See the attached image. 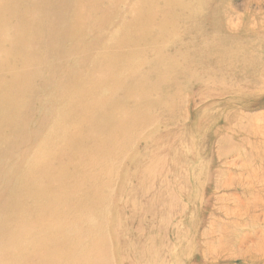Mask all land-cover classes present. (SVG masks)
Wrapping results in <instances>:
<instances>
[{
	"label": "rangeland",
	"instance_id": "rangeland-1",
	"mask_svg": "<svg viewBox=\"0 0 264 264\" xmlns=\"http://www.w3.org/2000/svg\"><path fill=\"white\" fill-rule=\"evenodd\" d=\"M57 1L60 5L57 4ZM57 1L0 0V7L6 8L5 10L9 8L14 10L15 7L16 15H13L9 19L3 13L5 17L0 19L3 22L0 27V39L3 43V47L0 48V57L4 59L8 58L9 64L14 65L13 76L10 75L13 79H11L10 83L11 87L17 86L16 88L13 87V89H8V86H1L3 91L0 92L4 100L11 98V96H16L22 104H19V107H15L14 110L10 108L5 109V112H7L5 115L8 117H4L8 121L4 124V129L3 127L0 128V202L2 203H0V264H10L8 262L18 264L17 262L20 259V264H33L32 261L34 260H32L31 248L34 247V242L31 239L37 238L38 233L34 226L33 229L30 227V221L32 219L31 217H36L38 213L35 210L36 208L31 209V204L36 200V193L42 202V190H50V196H53L55 198L54 203H57V196L60 194L61 188L63 187V194H66L71 189H75V186H79L77 181L82 178L87 179L86 183L90 187L89 190L88 186L85 185L88 189L87 192H89L92 205L88 206V209H84L83 207L86 205L79 201L80 199L77 202V211H79L81 217H84L86 221L84 220V223L79 227L80 229L75 228L76 231L71 230V232L75 231L74 234L77 232L75 234V236L77 235L75 240H79V246L77 243L72 247V264H143L145 262L146 264H264V0H174V2L173 0ZM59 7L61 8L59 9ZM100 7L103 10L102 12ZM64 9L67 12L63 11ZM99 14L101 16H98ZM52 17H56L55 20ZM64 17H67L68 20L65 18V21H63ZM104 17L109 19L107 20L109 23ZM92 18L95 20L98 18L100 22L98 19L96 21L93 19L92 21ZM51 19L52 25L49 23ZM55 22L58 23L55 24ZM96 23L99 24L97 25ZM36 24L38 26L37 28ZM89 25L91 27H88ZM108 25L110 27L109 29ZM53 26L58 29L60 28L59 31L61 33H63L64 28L62 26H65L66 29L61 34L57 28H55V32V29L52 28ZM105 26H107L106 28L108 30L105 29ZM37 29L38 31H36ZM74 29L75 31H73ZM66 31H68V34ZM100 33H103V35H100ZM53 34L57 35L53 36ZM36 36H38V39ZM20 37L22 38L20 39ZM49 37H52L53 41ZM83 37H86V39ZM93 38H96V40ZM36 39L39 41L38 43ZM79 39L85 45H82ZM59 40L62 41L61 44ZM16 42L19 43L18 46ZM77 42L80 43L78 44ZM80 44L82 47H79ZM55 45L58 46L55 47ZM62 45L65 47L64 49ZM75 45L76 48H74ZM87 45L92 48L87 47ZM15 48H18L19 51L18 49L15 50ZM104 51L106 54L103 53ZM13 52H18V54H13ZM75 56L76 58H74ZM55 57L58 59H55ZM61 57L62 59H60ZM81 57L83 58L82 60L80 59ZM4 59L2 60L3 62L5 61ZM28 60L30 63L27 62ZM32 60L33 62H31ZM84 61L89 63L83 64ZM96 61L100 63L102 68L94 67L93 64ZM78 62L79 65L76 64ZM56 63L58 66L55 65ZM74 65L79 68H75ZM21 66L25 67L22 69ZM50 67L52 71H50ZM70 69L71 72H69ZM62 70H65L64 72L66 73L64 74ZM56 71L58 72L54 73ZM39 75L43 78H40ZM45 79H47V85H45ZM50 85H52L50 87L52 89L49 91L48 88ZM79 85L80 87L76 90L80 93V98L76 96L77 99L74 100L71 89ZM42 87L44 90H42ZM46 87L47 89H45ZM136 89L139 90L137 91ZM180 91H182L183 95ZM49 93L51 95L54 94V96L51 97ZM63 93L66 95L65 99H72V103L79 107L77 108L80 113L79 117H77L75 111L73 113H67V116H65L63 110L55 107L54 99L59 98L57 100L63 102L61 98ZM40 94H43L41 99ZM120 94L122 96L118 97ZM97 95H99L98 98ZM41 100H43L44 104L40 102ZM180 100L182 103L179 102ZM24 104L26 107H20ZM39 106L41 110L38 111L40 109ZM81 106H87L89 108V110L85 111L88 114L81 111ZM3 107V104L0 103L1 110H4ZM69 107H73L72 104ZM9 109L11 113H9ZM19 110L21 112L20 117L17 114ZM132 113L136 115L133 116ZM41 114L42 117L40 116ZM2 116L0 115V119H2ZM153 118L155 119L154 121ZM146 119L150 121L147 120L149 126L146 124ZM11 120L13 121L11 122ZM34 120L36 121L34 122ZM97 123L99 124L96 125ZM12 124H14V128ZM71 124L76 125L72 130L70 128ZM145 124L147 127H144ZM251 125L252 127H250ZM226 126L229 127L227 128ZM132 127L134 131L131 129ZM53 128L61 131L59 135H63L62 138L65 143L71 144L68 145V149H65L66 164L63 155L59 153L56 156L54 154V148L51 149L52 144L50 142L54 143V141L51 139L53 136H50L49 133ZM152 131L155 133L151 134L157 137L150 135ZM17 132L21 134V136L19 133L17 135L20 136L18 138L22 141H18L17 138V142L15 143L13 141L15 138L12 135L14 136ZM182 132L185 133L183 134ZM77 134L80 137L77 138ZM109 134L110 137H108ZM22 137L23 139H21ZM31 137L32 139H30ZM147 137L150 138L148 139ZM25 138L27 140L26 142H24ZM132 139L134 140L133 143ZM126 142L130 146H127L128 144ZM103 147L108 148L106 150V148L102 149ZM188 150L189 152H186ZM144 153H148L147 156L143 155ZM31 155L33 157L32 160ZM38 155L42 158L43 172H45L44 176L37 171L39 170L38 168H32L34 170L32 172L27 163L29 160L35 161L34 159ZM82 155L90 156L88 157L87 163ZM149 156L151 157L149 158ZM6 157H8L7 160ZM24 160L26 163H24ZM82 160L84 162L81 164ZM152 160H154V163ZM259 160L263 161L261 165L258 162ZM93 161L99 165L95 163L96 165L94 166L103 173H99L96 177L92 176V180L89 179L90 181H88V176L84 171L81 172L80 169L83 165L94 164ZM21 163L26 167V173L18 174L14 171V166L15 164ZM93 164L88 166H93ZM107 164L108 167L105 166ZM105 170H107L106 173H104ZM111 170L112 172H110ZM158 170L159 172H157ZM48 174L52 175L53 178H48ZM140 174H142L141 177H139ZM59 175H65L63 177V183L61 181L57 182V176ZM183 176L185 179L187 178V181ZM14 177H17L19 181L17 190L13 189ZM176 181H178L177 184ZM105 183H107V186H104ZM168 184L172 185L169 186ZM216 184L218 187H216ZM100 186H104L105 188ZM180 187L183 188L180 189ZM75 192L78 193L77 191ZM100 195L104 196L102 197ZM17 200L19 203L22 202L23 207L27 206L28 201L29 211L31 212H16L14 208L16 207ZM163 201L165 202L163 203ZM182 201L183 204H181ZM95 204L97 207H94ZM106 204H109L110 207ZM99 206L101 207L99 208ZM93 207L94 209H92ZM61 208L62 205L58 209ZM106 209L107 213L105 212ZM175 209L176 211H174ZM112 212H114V215ZM4 213L6 214L4 215ZM101 220H104V223ZM117 227H120V230ZM94 230H96V234L98 235L95 234ZM120 235H122V239ZM98 238L101 243L98 242ZM95 239L98 240L95 241ZM141 239L142 241H140ZM185 240L187 241L185 242ZM157 242L161 244L157 245ZM206 242L208 243L206 244ZM92 244L94 249L91 247ZM100 244L103 245L101 246ZM12 245L15 246L12 247ZM140 246L144 247L141 249ZM218 246L219 248H217ZM75 247L77 248L75 249ZM79 247L82 252H80ZM186 247H188V250ZM87 248L90 252L86 250ZM251 248L257 251L247 252V250H252ZM17 249L21 256L17 253ZM153 249L156 250V253ZM13 250H15L16 254H13ZM99 253L100 255L102 254V257L97 255ZM10 259L12 260L9 261Z\"/></svg>",
	"mask_w": 264,
	"mask_h": 264
},
{
	"label": "bare ground",
	"instance_id": "bare-ground-1",
	"mask_svg": "<svg viewBox=\"0 0 264 264\" xmlns=\"http://www.w3.org/2000/svg\"><path fill=\"white\" fill-rule=\"evenodd\" d=\"M57 1V0H56ZM61 1V0H60ZM171 1V0H170ZM179 1V0H178ZM177 1V2H178ZM45 2V1H44ZM47 2H49V1H47ZM63 2V1H62ZM106 2V1H105ZM111 2V1H110ZM173 2H174V0H173ZM50 3V2H49ZM49 3H48V5H49ZM102 3V2H101ZM107 3V2H106ZM46 4V3H45ZM57 4H59L60 5V3H58V1H57ZM103 4V3H102ZM111 4V3H110ZM181 4V3H180ZM8 5H9V3H8ZM62 5V4H61ZM108 5V4H107ZM101 6V5H100ZM115 6V5H114ZM63 7H64V5H63ZM62 7V8H63ZM102 7V6H101ZM100 7V8H101ZM118 7V6H117ZM61 7H59V9H60ZM65 8V7H64ZM114 8V7H113ZM123 8V7H122ZM121 8V9H122ZM6 8H4V7H0V19L2 18V17H5V15L10 19L13 15H16V13H15V7H14V10H11V8H9V9H7V10H5ZM24 9V8H23ZM34 9V8H33ZM49 9H51V8H49ZM66 9V8H65ZM63 10V11H66V10ZM73 9V8H72ZM115 9H116V6H115ZM141 9H142V7H141ZM21 10V9H20ZM28 10V9H27ZM48 10V9H47ZM46 10V11H47ZM69 10V9H68ZM74 10V9H73ZM119 10V9H118ZM5 11V12H4ZM24 11H25V9H24ZM49 11V10H48ZM55 11V10H54ZM54 11H53V15H54ZM103 10H102V8H101V12H102ZM106 11V10H105ZM6 12H8V13H6ZM51 12V11H50ZM50 12H49V14H50ZM67 12V11H66ZM69 12V11H68ZM114 12H115V10H114ZM113 12V13H114ZM3 13H5V15L3 14ZM52 13V12H51ZM65 13V12H64ZM74 13V12H73ZM111 13V12H110ZM116 13V12H115ZM75 14V13H74ZM117 14H119V13H117ZM121 14H123V13H121ZM68 15V14H67ZM96 15V14H95ZM113 15V14H112ZM75 16V15H74ZM98 16H101V14H99ZM111 16V15H110ZM120 16V15H119ZM19 17V16H18ZM57 17V16H56ZM55 17V18H56ZM60 17V16H59ZM93 17H94V14H93ZM96 17V16H95ZM183 17V16H182ZM20 18V17H19ZM47 18V17H46ZM53 18V17H52ZM55 18H53L54 20H55ZM65 18L68 20V18H69V16H68V18L67 17H64V19H63V21H65ZM62 19H60V20H62ZM93 19L94 18H92V21H93ZM98 18H96V20H97ZM104 19H106V21L107 20H109L108 18H105L104 17ZM111 19V18H110ZM119 19V18H118ZM117 19V20H118ZM57 20V19H56ZM95 20V19H94ZM95 20V21H96ZM103 20V19H102ZM112 20V19H111ZM128 20V19H127ZM2 20H0V27H1V24H3V22H1ZM50 21V20H49ZM48 21V22H49ZM62 21V22H63ZM71 21V20H70ZM90 21H91V19H90ZM98 21H99V19H98ZM97 21V22H98ZM104 21V20H103ZM113 21V20H112ZM8 22V21H7ZM67 22V21H66ZM100 22V21H99ZM108 22V21H107ZM119 22V21H118ZM126 22H128V21H126ZM49 23H51V25H52V19H51V22H49ZM58 23V22H57ZM56 22H55V24H57ZM92 23V22H91ZM95 23V22H94ZM109 23V22H108ZM117 23V22H116ZM121 23V22H120ZM54 24V25H55ZM97 25L99 24V23H96ZM103 24L104 25H106L104 22H103ZM102 24V25H103ZM126 24V23H125ZM128 24V23H127ZM50 25V24H49ZM88 25V24H87ZM92 25H94V24H92ZM111 25V24H110ZM121 25H123V24H121ZM46 26V25H45ZM58 26H60V25H58ZM96 26V25H95ZM38 26H37V24H36V28H37ZM51 27V26H50ZM64 27V28H63ZM68 27V26H67ZM69 27H70V24H69ZM88 27H91V25H89ZM97 27V26H96ZM107 26H105V29L106 30H108L110 27H109V25H108V29L106 28ZM34 28V27H33ZM52 28H57V27H52ZM52 28H50L51 30H52ZM62 28H63V33H64V29H66V27L65 26H62ZM87 28V27H86ZM86 28H84V29H86ZM99 28H101V27H99ZM103 28V27H102ZM35 29V28H34ZM42 29V28H41ZM58 29V28H57ZM60 29V28H59ZM59 29H58V31H59ZM68 29V28H67ZM73 29V28H72ZM92 29V28H91ZM111 29H113V28H111ZM14 30V29H13ZM27 30V29H26ZM48 30V29H47ZM50 30V31H51ZM88 30H89V28H88ZM87 30V31H88ZM94 30V29H93ZM99 30V29H98ZM97 30V31H98ZM36 31H38V29L36 30ZM73 31H75V29L73 30ZM85 31V30H84ZM100 31V30H99ZM27 32H28V30H27ZM53 32V31H52ZM55 32H56V29H55ZM60 32V31H59ZM96 32V31H95ZM94 32V33H95ZM101 32V31H100ZM48 33V32H47ZM50 33V32H49ZM61 33V32H60ZM63 33H61V34H63ZM66 33L68 34V31H66ZM97 34H99L98 32H96ZM36 34V33H35ZM58 34V33H57ZM56 34V35H57ZM84 34H85V32H84ZM89 34V33H88ZM96 34V35H97ZM103 35V33H100V35ZM118 34V33H117ZM116 34V35H117ZM20 35V34H19ZM31 35V34H30ZM56 35H54L53 34V36H56ZM65 35V34H64ZM93 35V34H92ZM104 35H105V33H104ZM46 36V35H45ZM50 36H51V34H50ZM70 36V35H69ZM68 36V37H69ZM98 36V35H97ZM96 36V37H97ZM106 36V35H105ZM105 36H103V37H105ZM128 36V35H127ZM38 36H36V38H37ZM58 37H59V35H58ZM62 37V36H61ZM77 37H78V35H77ZM79 37H81V36H79ZM92 37H95V36H92ZM99 37V36H98ZM102 37V38H103ZM110 37H111V35H110ZM129 37V36H128ZM22 37H20V39H21ZM34 38V37H33ZM42 38V37H41ZM43 38H45V37H43ZM66 38V37H65ZM71 38V37H70ZM83 38H85L86 39V37H83ZM100 38H101V36H100ZM24 39V38H23ZM38 39V38H37ZM36 39V40H37ZM39 39H40V37H39ZM46 39H47V37H46ZM49 39H52V37L50 38L49 37ZM62 39V38H61ZM72 39V38H71ZM74 39V38H73ZM81 39V38H80ZM79 39V40H80ZM90 39V38H89ZM92 39V38H91ZM94 40H96V38H93ZM29 40V39H28ZM30 40H32L31 38H30ZM35 40V41H36ZM75 40V39H74ZM84 40V39H83ZM93 40V41H94ZM101 40V39H100ZM112 40V39H111ZM43 41V40H42ZM47 41H50V40H47ZM52 41H53V39H52ZM60 41V40H59ZM58 41V42H59ZM69 41V40H68ZM72 41V40H71ZM77 41V40H76ZM81 41V40H80ZM98 41V40H97ZM20 42V41H19ZM23 42V41H22ZM37 43L39 42L38 40L36 41ZM61 42L62 41H60V44H61ZM74 42V41H73ZM88 42V41H87ZM92 42V41H91ZM15 43V42H14ZM17 43V42H16ZM53 43V42H52ZM78 43V42H77ZM77 43H75L76 45H77ZM80 43V42H79ZM78 43V44H79ZM81 43H82V41H81ZM86 43V42H85ZM97 43V42H96ZM100 43V42H99ZM18 44L19 43H17V46H18ZM24 44V43H23ZM51 44V43H50ZM57 44V43H56ZM63 44V43H62ZM84 44V42L82 43V45ZM87 44V43H86ZM94 44V43H93ZM14 45V44H13ZM44 45V44H43ZM76 45H75V47L74 48H76ZM85 45V44H84ZM89 45V44H88ZM87 45V47H90V48H92L91 46H88ZM91 45V44H90ZM95 45V44H94ZM15 46V45H14ZM23 46H25V45H23ZM37 46V45H36ZM58 46V45H57ZM56 45H55V47H57ZM65 46V45H64ZM98 46V45H97ZM3 47V43H2V40L0 39V48H2ZM44 47V46H43ZM50 47V46H49ZM62 47H63V45H62ZM79 47H82L81 46V44H80V46ZM84 47V46H83ZM48 48V47H47ZM65 47H63V49H64ZM69 48H71V47H69ZM97 48V47H96ZM18 49V48H17ZM16 48H15V50H17ZM37 49V48H36ZM57 49V48H56ZM62 49V48H61ZM78 49H80V48H78ZM77 49V51L79 52V50ZM95 49V48H94ZM112 49V48H111ZM114 49V48H113ZM27 50V49H26ZM42 50V49H41ZM49 50H50V48H49ZM60 50V49H59ZM67 50H69V49H67ZM91 50V49H90ZM97 50V49H96ZM101 50V49H100ZM102 50H103V48H102ZM9 51V50H8ZM18 51H19V49H18ZM31 51V50H30ZM36 51V50H35ZM43 51V50H42ZM63 51V50H62ZM84 51V50H83ZM94 51V50H93ZM92 51V52H93ZM153 51H154V49H153ZM21 52V51H20ZM26 52V51H25ZM37 52V51H36ZM49 52V51H48ZM54 52H55V50H54ZM87 53H88V51H86ZM12 53V52H11ZM15 52H13V54H14ZM57 53V52H56ZM64 53V52H63ZM70 53H71V51H70ZM69 53V54H70ZM76 54H78L77 52H75ZM95 53V52H94ZM93 53V54H94ZM103 53H105V51L103 52ZM15 54H18V52L17 53H15ZM32 54V53H31ZM36 54V53H35ZM42 54H43V52H42ZM45 54V53H44ZM47 54H49V53H47ZM66 54V53H65ZM65 54H64V56H65ZM92 54V55H93ZM99 54V53H98ZM97 54V55H98ZM106 54V53H105ZM104 54V55H105ZM233 54V53H232ZM23 55V54H22ZM57 55V54H56ZM58 55H59V53H58ZM68 55V54H67ZM71 55V54H70ZM79 55V54H78ZM83 55V54H82ZM81 55V56H82ZM85 55V54H84ZM14 56V55H13ZM29 56H30V54H29ZM35 56V55H34ZM37 56H39L38 54H37ZM42 56V55H41ZM54 56H55V54H54ZM62 56V55H61ZM63 56V57H64ZM72 56V55H71ZM70 56V57H71ZM74 56V55H73ZM87 56H89V55H87ZM94 56V55H93ZM114 56V55H113ZM27 57V56H26ZM46 57V56H45ZM58 57V56H57ZM57 57H55V59L57 58ZM79 57V56H78ZM83 57H85V56H83ZM1 58V57H0ZM59 58V57H58ZM57 58V59H58ZM66 58V57H65ZM65 58H64V60H65ZM74 58H76V56L74 57ZM86 58V57H85ZM88 58V57H87ZM90 58H92L91 56H90ZM4 58H1L0 59V91H3V89H2V87L1 86H5V87H7L8 86V89H13V87L14 88H16L17 86L15 85V86H13V87H11V79H13L12 78V73L14 72L13 71V69H14V65L12 66V64H9V59L7 58V59H4L5 61L3 62L2 60H3ZM22 59V58H21ZM27 59H29V58H27ZM32 59H33V57H32ZM43 59H44V57H43ZM42 59V60H43ZM60 59H62V57L60 58ZM72 59V58H71ZM81 60L83 59L82 57L80 58ZM30 60H31V58H30ZM67 60V59H66ZM68 60H69V58H68ZM74 60V59H73ZM86 60H88V59H86ZM85 60V61H86ZM58 61V60H57ZM61 61V60H60ZM71 61V60H70ZM84 61V63L83 64H85L86 62ZM89 61V60H88ZM100 61V60H99ZM28 63H30V61L28 60L27 61ZM31 62H33V60L31 61ZM44 62H45V60H44ZM48 62V61H47ZM51 62V61H50ZM63 63L65 62V61H62ZM75 62V61H74ZM77 62V61H76ZM80 62V61H79ZM79 62L78 63H76V64H78L79 65ZM83 62V61H82ZM90 62V61H89ZM89 62H87V63H89ZM6 63H8V64H6ZM53 63H55L54 61H53ZM58 63V62H57ZM57 63L55 64V65H57ZM66 63V62H65ZM69 63V62H68ZM73 63V62H72ZM86 63V64H87ZM91 63V62H90ZM48 64H50L49 62H48ZM82 64V63H81ZM82 64V65H83ZM20 65V64H19ZM28 65V64H27ZM41 65V64H40ZM47 65V64H46ZM60 65V64H59ZM69 65V64H68ZM73 65V64H72ZM91 65H92V63H91ZM94 67L96 68H102L101 66H100V63L99 62H95L94 64ZM130 65V64H129ZM159 65V64H158ZM32 66V65H31ZM42 66V65H41ZM41 66H40V68H41ZM49 66V65H48ZM47 66V67H48ZM58 66V65H57ZM61 66V65H60ZM75 66V65H74ZM74 66H73V68H74ZM87 66V65H86ZM114 66V65H113ZM121 66V65H120ZM154 66V65H153ZM22 67V69L25 67V66H21ZM44 67H45V65H44ZM52 67H54V66H52ZM56 67V66H55ZM68 67V66H67ZM76 67H78V66H75V68ZM89 67V66H88ZM30 68V67H29ZM51 68V67H50ZM79 68V67H78ZM115 68V67H114ZM121 68V67H120ZM125 68V67H124ZM123 68V69H124ZM47 69H49V68H47ZM55 69V68H54ZM57 69V68H56ZM59 69V68H58ZM62 69H63V65H62ZM68 69V68H67ZM28 70V69H27ZM26 70V71H27ZM75 70V69H74ZM148 70V69H147ZM41 71V70H40ZM50 71H52V68L50 69ZM49 71V72H50ZM61 71V70H60ZM63 71V70H62ZM65 71V70H64ZM63 71V72H64ZM48 72V71H47ZM46 72V73H47ZM58 71H56V72H54V73H57ZM69 72H71V69L69 70ZM72 72H74V71H72ZM235 72V71H234ZM39 73V72H38ZM53 73V72H52ZM51 73V74H52ZM66 72H64V74H65ZM32 74V73H31ZM44 74V73H43ZM42 74V75H43ZM169 74H171V73H169ZM178 74V73H177ZM10 75H12V76H10ZM38 75V74H37ZM55 75V74H54ZM57 75V74H56ZM58 75H59V73H58ZM61 75V74H60ZM164 75V74H163ZM16 76V75H15ZM24 76V75H23ZM40 76V75H39ZM44 76V75H43ZM51 76V75H50ZM49 76V77H50ZM53 76V75H52ZM83 76V75H82ZM118 76V75H117ZM117 76H114V77H117ZM25 77V76H24ZM62 77V76H61ZM60 77V78H61ZM176 77V76H175ZM26 78V77H25ZM40 78H43V77H41L40 76ZM50 78H52V77H50ZM80 78V77H79ZM135 78H137V77H135ZM222 78H223V74H222ZM48 79V78H47ZM47 79H45V85H47L46 84V80ZM56 79V78H55ZM58 79V78H57ZM116 79V78H115ZM138 79H140V78H138ZM142 79V78H141ZM184 79V78H183ZM182 79V80H183ZM39 81H40V79H38ZM42 80V79H41ZM123 80V79H122ZM180 80V79H179ZM178 80V81H179ZM207 80V79H206ZM209 80V79H208ZM25 81V80H24ZM43 81V80H42ZM56 81V80H55ZM117 81V80H116ZM181 81V80H180ZM48 82V81H47ZM64 82V81H63ZM112 82V81H111ZM123 82V81H122ZM207 82V81H206ZM212 82V81H211ZM220 82H221V80H220ZM222 82H223V80H222ZM228 82V81H227ZM24 83V82H23ZM38 83V82H37ZM42 83V82H41ZM40 83V84H41ZM44 83V82H43ZM49 83V82H48ZM52 83V82H51ZM54 83V82H53ZM55 83H57V82H55ZM89 83V82H88ZM147 83V82H146ZM13 84V83H12ZM58 84V83H57ZM121 84H123V83H121ZM121 84H119V85H121ZM143 84V83H142ZM153 84V83H152ZM169 84V83H168ZM44 85V84H43ZM54 85V84H53ZM115 85V84H114ZM128 85V84H127ZM223 85V84H222ZM236 85V84H235ZM42 86V85H41ZM52 85H50L49 86V91L52 89H50V87H51ZM140 86V85H139ZM157 86V85H156ZM36 87V86H35ZM55 87H58V86H55ZM80 87V85L79 86H77L76 88H73L72 87V89H71V91H72V94H73V97H74V100L75 99H77V97L78 98H80V93L76 90L77 88H79ZM109 87V86H108ZM134 87H135V85H134ZM141 87H143V86H141ZM158 87V86H157ZM71 88V87H70ZM94 88V87H93ZM106 88V87H105ZM129 88V87H128ZM137 88V87H136ZM140 88V87H139ZM176 88V87H175ZM45 89H47V87L45 88ZM96 89V88H95ZM123 89V88H122ZM141 89V88H140ZM180 89V88H179ZM37 90V89H36ZM38 90H39V88H38ZM42 90H44L43 89V87H42ZM74 90H75V92H74ZM102 90H103V88H102ZM105 90V89H104ZM107 90V89H106ZM117 90V89H116ZM137 90V89H136ZM139 90V89H138ZM137 90V91H138ZM145 90V89H144ZM57 91V90H56ZM55 91V92H56ZM143 91V90H142ZM146 91V90H145ZM161 91V90H160ZM14 92H16V91H14ZM34 92V91H33ZM44 92V91H43ZM52 92V91H51ZM50 92V93H51ZM53 92H54V90H53ZM109 92V91H108ZM122 92V91H121ZM31 93V92H30ZM42 93V92H41ZM45 93V92H44ZM49 93V94H50ZM60 93V92H59ZM104 93V92H103ZM103 93H102V96H103ZM106 93V92H105ZM114 93V92H113ZM180 93L182 94V91H180ZM9 94V93H8ZM14 94V93H13ZM89 94V93H88ZM91 94H93V93H91ZM124 94V93H123ZM126 94H128V93H126ZM144 94V93H143ZM176 94V93H175ZM180 94V95H181ZM33 95V94H32ZM41 95V94H40ZM39 95V96H40ZM43 95V94H42ZM42 95H41V97H40V99L42 98ZM45 95V94H44ZM55 95H56V93H55ZM85 95V94H84ZM96 95V94H95ZM149 95V94H148ZM183 95V94H182ZM182 95H181V97H182ZM46 96V95H45ZM50 96L52 97V96H54V94H50ZM65 94L63 93V95L61 96V98L63 99L62 101L63 102H61L60 100H57V99H59V98H57V97H54V98H57V99H54V103H55V107H57L58 109H61V110H63V112H64V115L65 116H67V113H73L74 111L76 112V115H77V117H79V115H80V113H79V111H78V109L77 108H79V107H77V106H75L73 103H72V99H65ZM77 96V97H76ZM88 96H90V95H88ZM94 96V95H93ZM98 96L99 95H97V98H98ZM100 96H101V93H100ZM112 96V95H111ZM119 96H122L121 94L120 95H118V97ZM128 96H130V95H128ZM177 96V95H176ZM37 97V96H36ZM48 97H49V95H48ZM60 97V96H59ZM96 97V96H95ZM141 97V96H140ZM33 98H34V96H33ZM71 98V97H70ZM91 98H93V97H91ZM157 98V97H156ZM185 98V97H184ZM45 99V98H44ZM50 99H53V98H50ZM49 99V100H50ZM87 99V98H86ZM99 99H101V97H99ZM99 99H98V101H99ZM109 99V98H108ZM120 99H122V97H120ZM177 99V98H176ZM47 100V99H46ZM90 100V99H89ZM88 100V101H89ZM97 100V99H96ZM164 100V99H163ZM175 100V99H174ZM178 100V99H177ZM28 101V100H27ZM35 101H37L36 99H35ZM53 101V100H52ZM91 101H93V100H91ZM91 101H90V104H91ZM107 101V100H106ZM148 101V100H147ZM149 101H151V100H149ZM173 101V100H172ZM182 101H183V98H182ZM39 102V101H38ZM40 102H42L43 104H44V102H43V100H41ZM50 102V101H49ZM85 102H86V100H85ZM95 102V101H94ZM124 102V101H123ZM134 102V101H133ZM179 102H181V100L179 101ZM0 103L1 104H3V108H4V110H1V108H0V112H1V114L0 115H3L2 116V119H0V128H2L3 126H4V124L8 121V120H6V117H4V116H7V115H5L7 112H5V109H7V108H10L11 110H14L15 109V107H19L18 105L19 104H21V102H20V100L16 97V96H11V98H8V99H3V97H2V94H1V92H0ZM41 103V104H42ZM48 103V102H47ZM75 103H76V101H75ZM96 103V102H95ZM99 103V102H98ZM104 103V102H103ZM127 103V102H126ZM165 103H167V102H165ZM182 103V102H181ZM7 104L9 105L8 107H7ZM40 104V103H39ZM72 104V106L73 107H69L70 105ZM94 104V103H93ZM122 104V103H121ZM134 104V103H133ZM22 105V104H21ZM50 105V104H49ZM52 105V104H51ZM106 105V104H105ZM140 105V104H139ZM2 106V105H1ZM44 106V105H43ZM88 106V105H87ZM87 106H81V111L82 112H85V111H87V110H89V108L87 107ZM91 106H92V104H91ZM142 106L144 107V105H143V103H142ZM20 107H26L25 106V104L23 105V106H20ZM28 107V106H27ZM42 107V106H41ZM125 107V106H124ZM151 107V106H150ZM150 107H149V109H150ZM158 107V106H157ZM177 107H178V105H177ZM39 108H40V106H39ZM46 108V107H45ZM44 108V109H45ZM49 108V107H48ZM52 108H53V105H52ZM91 108V107H90ZM129 108H131V107H129ZM136 108V107H135ZM148 108V107H147ZM10 109L8 110L9 111V113H11L10 112ZM28 109V108H27ZM31 109V108H30ZM101 109H102V107H101ZM181 109H183V108H181ZM32 110V109H31ZM39 110H41V108L40 109H38V111ZM53 110V109H52ZM147 110V109H146ZM152 110H153V108H152ZM155 110V109H154ZM158 110V109H157ZM22 111V110H21ZM23 111H24V109H23ZM22 111V112H23ZM36 111H37V109H36ZM43 111V110H42ZM100 111V110H99ZM133 111V110H132ZM148 111V110H147ZM159 111V110H158ZM179 111V110H178ZM183 111H185V110H183ZM13 112V111H12ZM18 112H20V110L18 111ZM17 112V114H18V116L20 117L21 116V112L20 113H18ZM26 112H28V111H26ZM25 112V113H26ZM44 112V111H43ZM42 112V113H43ZM46 112V111H45ZM47 112H49V111H47ZM51 112V111H50ZM109 112V111H108ZM8 113V114H9ZM16 113V112H15ZM29 113V112H28ZM40 113V112H39ZM86 113V112H85ZM96 113V112H95ZM20 114V115H19ZM86 114H88V113H86ZM117 114V113H116ZM124 114V113H123ZM154 114V113H153ZM159 114V113H158ZM172 114V113H171ZM174 114V113H173ZM11 115V114H10ZM9 115V116H10ZM23 115V114H22ZM30 115H31V113H30ZM33 115V114H32ZM48 115V114H47ZM132 115H133V113H132ZM134 115H136V114H134ZM133 115V116H134ZM156 115V114H155ZM28 116V115H27ZM38 116V115H37ZM36 116V117H37ZM41 117H42V114L40 115ZM43 116H45V115H43ZM50 116V115H49ZM75 116V115H74ZM97 116H98V114H97ZM152 116V115H151ZM232 116V115H231ZM8 117V116H7ZM35 117V118H36ZM148 117V116H147ZM153 117V116H152ZM230 117V116H229ZM234 117V116H233ZM9 118H11V117H9ZM18 118V117H17ZM16 118V119H17ZM22 118V117H21ZM50 118V117H49ZM57 118H58V115H57ZM81 118V117H80ZM155 118V117H154ZM153 118V121L155 120ZM28 119V118H27ZM30 119H31V117H30ZM30 119H29V121H30ZM41 119V118H40ZM44 119H45V117H44ZM78 119V118H77ZM99 119V118H98ZM97 119V120H98ZM163 119V118H162ZM182 119H184V118H182ZM241 119V118H240ZM20 120V119H19ZM80 120V119H79ZM100 120V119H99ZM128 120V119H127ZM147 120L148 119H146V124H147ZM152 120V119H151ZM160 120V119H159ZM243 120V119H242ZM13 120H11V122H12ZM36 120H34V122H35ZM61 121V120H60ZM149 121V120H148ZM234 121H236V120H234ZM240 121V120H239ZM40 122V121H39ZM38 122V123H39ZM99 122V121H98ZM122 122V121H121ZM150 122V121H149ZM148 122V123H149ZM152 122V121H151ZM177 122V121H176ZM105 123V122H104ZM155 123V122H154ZM7 124H9V123H7ZM21 124H23V123H21ZM25 124V123H24ZM35 124V123H34ZM58 124V123H57ZM77 124H78V122H77ZM99 123H97L96 125H98ZM118 124V123H117ZM116 124V125H117ZM125 124V123H124ZM146 124H145V126L144 127H147L146 126ZM151 124V123H150ZM163 124V123H162ZM13 125V128H14V124H12ZM16 125V124H15ZM26 125V124H25ZM148 125V124H147ZM152 125V124H151ZM150 125V126H151ZM165 125H166V123H165ZM230 125H231V123H230ZM31 126H32V124H31ZM34 126V125H33ZM76 125H74V124H71L70 125V128H71V130L72 129H74V127H75ZM79 126V125H78ZM78 126H77V128H78ZM117 126H119V125H117ZM121 126V125H120ZM130 126V125H129ZM135 126H136V124H135ZM141 126V125H140ZM142 126V127H143ZM149 126V125H148ZM153 126V125H152ZM159 126V125H158ZM174 126V125H173ZM19 127V126H18ZM67 127V126H66ZM92 127V126H91ZM100 127V126H99ZM102 127H104V126H102ZM123 127V126H122ZM175 127V126H174ZM177 127H179V126H177ZM183 127V126H182ZM227 127V126H226ZM229 127V126H228ZM227 127V128H228ZM232 127V126H231ZM239 127V126H238ZM250 127H252V125L250 126ZM250 127H249V129H250ZM12 128V129H13ZM20 128V127H19ZM19 128H18V130H19ZM24 128H25V126H24ZM23 128V129H24ZM28 128V127H27ZM35 128V127H34ZM40 128V127H39ZM86 128V127H85ZM105 128V127H104ZM130 128V127H129ZM139 128V127H138ZM164 128H166V127H164ZM171 128V127H170ZM3 129H4V127H3ZM11 129V130H12ZM68 129V128H67ZM67 129H65V130H67ZM92 129V128H91ZM132 130H133V127L131 128ZM143 129V128H142ZM144 129H146V128H144ZM149 129V128H148ZM14 130V129H13ZM32 130V129H31ZM69 130V129H68ZM110 130V129H109ZM128 130V129H127ZM156 130V129H155ZM168 130V129H167ZM166 130V131H167ZM187 130V129H186ZM228 130V129H227ZM253 130V129H252ZM20 131V130H19ZM34 131V130H33ZM39 131V130H38ZM99 131V130H98ZM106 131V130H105ZM111 131V130H110ZM115 131H116V129H115ZM134 131V130H133ZM137 131V130H136ZM140 131H142L141 129H140ZM144 131V130H143ZM158 131V130H157ZM165 131V132H166ZM12 132V131H11ZM32 132V131H31ZM59 132H61L60 130H58V129H55V128H53V129H51V131H50V133H49V135L50 136H53L51 139L54 141V143L53 142H50L51 144H52V146H51V149L52 148H54L53 150H54V154L56 155V156H58L59 155V153L60 154H62L63 155V157H64V160H65V164H66V155H65V149H68V145H71L70 143H65V141L63 140V138H62V134L61 135H59ZM101 132H103V131H101ZM109 132V131H108ZM119 132V131H118ZM117 132V133H118ZM125 132V131H124ZM253 132V131H252ZM251 132V133H252ZM10 133V132H9ZM9 133H7V134H9ZM19 132H17L14 136L12 135V137H14L15 139L13 140L15 143L17 142L16 141V139L18 138V136L19 135H17ZM116 133V132H115ZM115 133H114V135H115ZM134 133H137V132H134ZM138 133H139V131H138ZM137 133V134H138ZM151 133H155V132H150V135H153V134H151ZM169 133V132H168ZM183 133V132H182ZM185 133V132H184ZM183 133V134H184ZM190 133V132H189ZM20 134V133H19ZM23 134V133H22ZM46 134H47V132H46ZM45 134V135H46ZM130 134V133H129ZM162 134H163V132H162ZM188 134V133H187ZM186 134V135H187ZM236 134V133H235ZM29 135V134H28ZM34 135H35V133H34ZM41 135V134H40ZM132 135V134H131ZM134 135V134H133ZM139 135H141V134H139ZM149 135V134H148ZM167 135V134H166ZM172 135V134H171ZM189 135V134H188ZM253 135V134H252ZM8 136V135H7ZM20 136H21V134H20ZM19 136V137H20ZM25 136V135H24ZM32 136V135H31ZM42 136V135H41ZM101 136V135H100ZM119 136V135H118ZM123 136V135H122ZM136 136V135H135ZM138 136V135H137ZM154 136V135H153ZM156 136V135H155ZM154 136V137H155ZM160 136V135H159ZM169 136V135H168ZM167 136V137H168ZM180 136V135H179ZM185 136V135H184ZM28 137V136H27ZM76 137L78 138V137H80V135L79 134H77L76 135ZM106 137V136H105ZM104 137V139L106 140V138ZM108 137H110V134H109V136ZM132 137V136H131ZM130 137V138H131ZM139 137V136H138ZM138 137H136V138H138ZM157 137V136H156ZM183 137V136H182ZM202 137V136H201ZM34 138V137H33ZM133 138H135L134 136H133ZM148 138V137H147ZM150 138V137H149ZM148 138V139H149ZM166 138V137H165ZM184 138V137H183ZM13 139V138H12ZM21 139H23V137L21 138ZM30 139H32V137L30 138ZM121 139V138H120ZM127 139V138H126ZM152 139V138H151ZM109 140V139H108ZM130 140V139H129ZM153 140H155V139H153ZM174 140H177V139H174ZM12 141V142H13ZM18 141H22V140H19V138H18ZM27 140H26V138H25V141L24 142H26ZM99 141H100V139H99ZM98 141V142H99ZM110 141V140H109ZM133 139H132V143H133ZM253 141V140H252ZM68 142V141H67ZM97 142V143H98ZM123 142V141H122ZM157 142H158V140H157ZM181 142H182V140H181ZM7 143V142H6ZM11 143V142H10ZM23 143V142H22ZM21 143V144H22ZM32 143V142H31ZM109 143V142H108ZM107 143V144H108ZM125 143V142H124ZM127 143V142H126ZM28 144V143H27ZM33 144H34V142H33ZM99 144V143H98ZM103 144V143H102ZM110 144V143H109ZM128 145L127 146H130L129 145V143H127ZM8 145V144H7ZM13 145V144H12ZM12 145H10V146H12ZM16 146H17V144H15ZM144 145V144H143ZM18 146H19V144H18ZM21 146V145H20ZM37 146V145H36ZM76 146V145H75ZM103 146H105V145H103ZM176 146V145H175ZM24 147V146H23ZM126 147V146H125ZM143 147V146H142ZM149 147V146H148ZM177 147V146H176ZM185 147V146H184ZM188 147V146H187ZM186 147V148H187ZM194 147V146H193ZM25 148V147H24ZM104 148H106V147H103L102 149H104ZM108 148V147H107ZM107 148H106V150H107ZM178 149H179V147H177ZM13 149V148H12ZM30 149V148H29ZM115 149V148H114ZM144 149H145V147H144ZM160 149V148H159ZM169 149V148H168ZM182 149V148H181ZM19 150V149H18ZM26 150H28L27 148H26ZM25 150V151H26ZM96 150V149H95ZM147 150V149H146ZM156 150V149H155ZM173 150V149H172ZM186 150V149H185ZM192 150V149H191ZM262 150V149H261ZM10 151V150H9ZM13 151V150H12ZM76 151H78L77 149H76ZM4 152V151H3ZM2 152V153H3ZM11 152V151H10ZM10 152H9V154H10ZM17 152V151H16ZM101 152H103V151H101ZM146 152V151H145ZM154 152V151H153ZM186 152H189V150L188 151H186ZM1 153V152H0ZM21 153V152H20ZM104 153H105V151H104ZM109 153V152H108ZM115 153V152H114ZM180 153V152H179ZM191 153V152H190ZM193 153H194V151H193ZM7 154V153H6ZM113 154V153H112ZM122 154V153H121ZM148 154V153H147ZM147 154L146 153H144L143 155H146L147 156ZM154 154V153H153ZM192 154V153H191ZM237 154V153H236ZM92 155H93V153H92ZM96 155V154H95ZM105 156H106V154H104ZM155 155V154H154ZM167 155V154H166ZM2 156V155H1ZM94 156V155H93ZM98 156V155H97ZM123 156V155H122ZM139 156V155H138ZM138 156H137V158H138ZM196 156H198V155H196ZM17 157H19V156H17ZM82 157H84V159L86 160V163L88 162L87 160H88V157H90V156H84V155H82ZM95 157V156H94ZM144 157V156H143ZM151 156H149V158H150ZM154 157V156H153ZM166 157V156H165ZM164 157V158H165ZM7 158L8 157H6V160H7ZM21 158H22V155H21ZM32 155H31V160H32ZM97 158V157H96ZM98 158L99 159H101V157H99L98 156ZM103 158V157H102ZM142 158V157H141ZM147 158V157H146ZM162 158V157H161ZM110 159V158H109ZM113 159V158H112ZM177 159V158H176ZM31 160H29L27 163H28V165H29V169H31V171L33 172L34 170L32 169V168H34V169H36V168H38L39 170H37V171H39L40 173H42V176H44V173L45 172H43V162H42V158H41V156L40 155H38L37 157H36V159H34L35 161H31ZM90 160V159H89ZM96 160V159H95ZM94 160V161H95ZM171 160V159H170ZM92 161V160H91ZM93 161V162H94ZM110 161V160H109ZM108 161V162H109ZM116 161V160H115ZM153 161V163H154V160H152ZM84 162V160H82L81 161V164ZM98 162V161H97ZM102 162V161H101ZM125 162V161H124ZM161 162V161H160ZM184 162V161H183ZM259 163H260V165H261V163H263V161L262 160H259L258 161ZM24 163H26L25 162V160H24ZM96 162H94V164H93V166H88V165H92V164H88L87 166H82V168L80 169V171L81 172H85L86 173V175L88 176V181H90V180H92L91 178H92V176L93 177H96V175H98L99 173H103V172H101V170H99V169H97L94 165H96L95 164ZM147 163V162H146ZM158 163V162H157ZM204 163V162H203ZM104 164V163H103ZM150 164V163H149ZM182 164V163H181ZM256 164V163H255ZM98 165V164H97ZM114 165V164H113ZM118 165V164H117ZM120 165V164H119ZM131 165H132V163H131ZM203 165V164H202ZM2 166V165H1ZM10 166V165H9ZM80 166V165H79ZM78 166V167H79ZM99 166V165H98ZM105 166H107L108 167V164L107 165H105ZM127 166V165H126ZM144 166L146 167V165L144 164ZM143 166V167H144ZM158 166V165H157ZM176 166V165H175ZM186 166H188V165H186ZM13 167V166H12ZM11 167V168H12ZM184 167V166H183ZM203 167V166H202ZM8 168V167H7ZM148 168V167H147ZM161 168V167H160ZM163 168V167H162ZM186 168V167H185ZM10 169V168H9ZM101 169V168H100ZM104 169H106V168H104ZM108 169V168H107ZM126 169V168H125ZM182 169V168H181ZM206 169V168H205ZM258 169V168H257ZM102 170H103V168H102ZM116 170V169H115ZM132 170V169H131ZM143 170V169H142ZM148 170V169H147ZM150 170V169H149ZM154 170V169H153ZM160 170V169H159ZM159 170L157 171V172H159ZM162 170V169H161ZM193 170V169H192ZM14 171H16L18 174H22V173H26V167H24V164L23 163H21V164H15V166H14ZM106 171L107 170H105V172L104 173H106ZM185 171V170H184ZM59 172V171H58ZM110 172H112V170L110 171ZM139 172V171H138ZM152 172V171H151ZM162 172V171H161ZM163 173V172H162ZM170 173V172H169ZM188 173V172H187ZM192 173V172H191ZM144 174H146L145 172H144ZM152 174H154V173H152ZM15 175V174H14ZM102 175V174H101ZM104 175H106V174H104ZM141 175L142 174H140V176L139 177H141ZM156 175V174H155ZM164 175V174H163ZM179 175V174H178ZM197 175V174H196ZM203 175V174H202ZM39 176H40V174H39ZM65 175H63V176H57V182H59V181H61L62 183L64 182V177ZM180 176V175H179ZM182 176V175H181ZM217 176V175H216ZM47 177L48 178H53V176L52 175H47ZM104 177V176H103ZM103 177H101V178H103ZM109 177V176H108ZM108 177H106V178H108ZM138 177V176H137ZM158 177V176H157ZM184 177V176H183ZM187 177V176H186ZM192 177V176H191ZM198 177V176H197ZM10 178H11V176H10ZM14 178H15V180H14ZM13 178V180H14V187H13V189L14 190H17L18 189V186H19V181H18V178L17 177H14ZM55 179H56V177H54ZM115 178V177H114ZM144 178V177H143ZM142 178V179H143ZM170 178H172V177H170ZM90 179V180H89ZM140 179V178H139ZM141 179V180H142ZM155 179V178H154ZM181 179V178H180ZM183 179V178H182ZM184 179H185V177H184ZM187 179V178H186ZM185 179V180H186ZM197 179V178H196ZM222 179V178H221ZM10 180V179H9ZM106 180V179H105ZM104 180V181H105ZM137 180H138V178H137ZM136 180V181H137ZM145 180V179H144ZM150 180V179H149ZM174 180H175V178H174ZM1 181V180H0ZM86 181H87V179H80V180H78L77 182L79 183V186H75L76 188L75 189H71L68 193H66V194H63V187L61 188V191H60V194H58V196H57V203H54V197L53 196H50V194H49V192H50V190H42L43 192H42V202H41V199L39 198V196H37V193H36V200L31 204V209H35V210H37L38 211V213H37V215H36V217H31L32 219H31V221H30V227L33 229V226H34V228H36V231H37V233H38V237L37 238H34V239H31V241L33 240V242H34V247L33 248H31L32 249V253H31V256H33V258H32V260H34V261H32V263L33 264H72L73 263V258H71V253H72V247L73 246H75L77 243H78V241H76L75 239L77 238V235L75 236V234H77V232L74 234V232L76 231L75 230V228H79L83 223H84V220H85V218L83 217H81V215H80V213H79V211H77V202H78V200L79 201H81L82 203H84L86 206H84L83 208L84 209H86L88 206H91L92 205V202H90V195H89V192H87L88 191V189L90 190V187L87 185V183H86ZM153 181V180H152ZM158 181V180H157ZM165 181V180H164ZM167 181H168V179H167ZM187 181V180H186ZM189 181V180H188ZM207 181V180H206ZM216 181V180H215ZM107 182V181H106ZM108 182H109V180H108ZM115 182V181H114ZM140 182H144V181H140ZM146 182V181H145ZM156 182V181H155ZM169 182V181H168ZM171 182V181H170ZM177 182L178 181H176V184H177ZM184 182V181H183ZM198 182V181H197ZM212 182V181H211ZM219 182V181H218ZM2 183V182H1ZM92 183V182H91ZM90 183V184H91ZM94 183V182H93ZM139 183V182H138ZM149 183V182H148ZM154 183V182H153ZM162 183V182H161ZM181 183V182H180ZM189 183V182H188ZM215 183V182H214ZM213 183V184H214ZM217 183V182H216ZM222 183V182H221ZM127 184V183H126ZM137 184V183H136ZM164 184V183H163ZM174 184V183H173ZM210 184V183H209ZM218 184V183H217ZM216 184V185H217ZM223 184V183H222ZM221 184V185H222ZM1 185V184H0ZM88 186V189L86 188V186ZM169 185V184H168ZM172 185V184H171ZM171 185H169V186H171ZM181 185V184H180ZM185 185V184H184ZM201 185V184H200ZM91 186H93V185H91ZM104 186H107V183H105V185ZM104 186H100V187H104ZM139 186V185H138ZM141 186V185H140ZM144 186H146V185H144ZM162 186V185H161ZM186 186H187V184H186ZM226 186V185H225ZM2 187V186H1ZM99 187V186H98ZM130 187V186H129ZM154 187V186H153ZM178 187V186H177ZM216 187H218V185L216 186ZM224 187V186H223ZM105 188V187H104ZM139 188V187H138ZM141 188H142V186H141ZM145 188V187H144ZM143 188V189H144ZM158 188V187H157ZM181 188H183V187H180V189ZM3 189V188H2ZM143 189H142V192H143ZM162 189H163V187H162ZM173 189V188H172ZM175 189V188H174ZM179 189V190H180ZM218 189V188H217ZM96 190H98V189H96ZM114 190V189H113ZM119 190V189H118ZM128 190V189H127ZM140 190V189H139ZM156 190V189H155ZM189 190V189H188ZM6 191V190H5ZM75 191H77L78 193H76ZM93 191V190H92ZM95 191V190H94ZM100 191V190H99ZM111 191V190H110ZM124 191V190H123ZM154 191V190H153ZM161 191V190H160ZM160 191H158V192H160ZM172 191V190H171ZM181 191V190H180ZM187 191V190H186ZM2 192V191H1ZM12 192V191H11ZM10 192V193H11ZM121 192V191H120ZM119 192V193H120ZM142 192H141V195H142ZM177 192V191H176ZM191 192V191H190ZM95 193H97V192H95ZM103 193V192H102ZM105 193V192H104ZM123 193V192H122ZM172 193V192H171ZM196 193H198V192H196ZM200 193V192H199ZM8 194V193H7ZM93 194V193H92ZM101 194V193H100ZM107 194V193H106ZM106 194H105V196H106ZM111 194V193H110ZM114 194V193H113ZM147 194H148V192H147ZM152 194V193H151ZM158 194H161V193H158ZM158 194H157V196H158ZM163 194V193H162ZM174 194V193H173ZM193 194V193H192ZM204 194V193H203ZM1 195H3V194H1ZM9 195V194H8ZM80 197H79V196ZM96 195V194H95ZM117 195V194H116ZM139 195V194H138ZM153 195V194H152ZM172 195V194H171ZM175 195V194H174ZM179 195V194H178ZM205 195V194H204ZM100 196H102V195H100ZM104 196V195H103ZM102 196V197H103ZM109 196V195H108ZM107 196V197H108ZM151 196V195H150ZM195 196V195H194ZM197 196V195H196ZM5 197V196H4ZM8 197V196H7ZM24 197V196H23ZM99 197V196H98ZM102 197H100V198H102ZM153 197V196H152ZM165 197H166V195H165ZM177 197V196H176ZM181 197V196H180ZM205 197V196H204ZM14 198V197H13ZM132 198V197H131ZM130 198V199H131ZM160 198V197H159ZM174 198H175V196H174ZM97 199V198H96ZM103 199H105V198H103ZM103 199H102V201H103ZM106 199H108V198H106ZM157 199V198H156ZM155 199V200H156ZM162 199H163V197H162ZM168 199V198H167ZM177 199V198H176ZM191 199V198H190ZM95 200V199H94ZM99 200V199H98ZM178 200V199H177ZM192 200V199H191ZM203 200V199H202ZM109 201H110V199H109ZM144 201V200H143ZM147 201V200H146ZM159 201V200H158ZM162 201V200H161ZM181 201V200H180ZM12 202V201H11ZM104 202V201H103ZM131 202V201H130ZM141 202V201H140ZM152 202V201H151ZM165 201H163V203H164ZM168 202V201H167ZM186 202V201H185ZM199 202H200V200H199ZM198 202V203H199ZM1 203V202H0ZM96 203V202H95ZM98 203H99V201H98ZM106 203V202H105ZM126 203V202H125ZM162 203V204H163ZM2 204V203H1ZM9 204V203H8ZM102 204V203H101ZM121 204V203H120ZM139 204V203H138ZM141 204V203H140ZM150 204V203H149ZM181 204H183V201H182V203ZM191 204V203H190ZM194 204V203H193ZM3 205H4V202H3ZM7 205V204H6ZM61 205H62V208L61 209H58V208H60L61 207ZM98 205H100V204H98ZM106 205H108L109 207H110V205L109 204H106ZM106 205H103V206H106ZM152 205V204H151ZM160 205V204H159ZM173 205H174V203H173ZM172 205V206H173ZM14 206V205H13ZM96 206V204L94 205V207ZM133 206V205H132ZM131 206V207H132ZM139 206V205H138ZM168 206V205H167ZM195 206V205H194ZM94 207L92 208V209H94ZM97 207V206H96ZM101 206H99V208H100ZM142 207V206H141ZM144 207H145V205H144ZM152 207V206H151ZM184 207V206H183ZM5 208H6V206H5ZM76 208V209H75ZM89 208H91V207H89ZM146 208V207H145ZM154 208V207H153ZM158 208V207H157ZM174 208V207H173ZM173 208H171V209H173ZM7 209V208H6ZM15 209V211L16 212H22V211H29V203H28V201H27V206H25V207H23V205H22V202L21 203H19V201L17 200L16 201V207L14 208ZM88 209V208H87ZM104 210V209H103ZM109 210H111L110 208H109ZM130 210L132 211V209L130 208ZM140 211H141V209H139ZM138 210V211H139ZM143 210V209H142ZM145 210V209H144ZM181 210V209H180ZM186 210V209H185ZM2 211V210H1ZM113 211V210H112ZM133 211H135V209H133ZM174 211H176V209L174 210ZM182 211L184 212V210L182 209ZM29 212H31V211H29ZM81 212V211H80ZM86 212V211H85ZM106 213H107V209H106V211H105ZM110 212V211H109ZM121 212V211H120ZM143 212V211H142ZM172 212V211H171ZM90 213V212H89ZM100 213V212H99ZM104 213V212H103ZM114 212H112V214H113ZM117 213V212H116ZM148 213V212H147ZM157 213H158V211H157ZM6 213H4V215H5ZM14 214V213H13ZM120 214V213H119ZM132 214V213H131ZM141 214V213H140ZM143 214V213H142ZM16 215V214H15ZM85 215V214H84ZM86 215H87V213H86ZM85 215V217H87ZM101 215V214H100ZM109 215V214H108ZM114 215V214H113ZM116 215H118V214H116ZM123 215V214H122ZM127 215V214H126ZM164 215V214H163ZM24 216V215H23ZM106 216V215H105ZM131 216V215H130ZM138 216V215H137ZM96 217V216H95ZM103 218H105L104 216H102ZM108 217V216H107ZM125 217V216H124ZM123 217V218H124ZM141 217H142V215H141ZM156 217V216H155ZM176 217H177V215H176ZM137 218V217H136ZM131 219V218H130ZM132 219H134V218H132ZM142 219H144V218H142ZM149 219H151V218H149ZM164 219V218H163ZM180 219V218H179ZM182 219V218H181ZM108 220V219H107ZM117 220H119V218H117ZM125 220V219H124ZM165 220V219H164ZM171 220V219H170ZM5 221V220H4ZM29 221V220H28ZM86 221V220H85ZM101 221H103V223H104V220H101ZM110 221V220H109ZM108 221V222H109ZM126 221V220H125ZM139 221V220H138ZM153 221V220H152ZM2 222H3V220H2ZM1 222V223H2ZM119 222V221H118ZM158 222V221H157ZM160 222V221H159ZM17 223L19 224V221L17 220ZM105 223H106V221H105ZM146 223V222H145ZM151 223V222H150ZM177 223V222H176ZM92 224V223H91ZM102 224V223H101ZM111 224H112V222H111ZM117 224V223H116ZM119 224V223H118ZM147 224V223H146ZM153 224V223H152ZM156 224V223H155ZM96 225V224H95ZM105 225V224H104ZM120 225V224H119ZM122 225V224H121ZM127 225V224H126ZM141 225V224H140ZM154 225V224H153ZM160 225V224H159ZM169 225V224H168ZM230 225V224H229ZM93 227H94V225H92ZM98 226V225H97ZM106 226V225H105ZM164 226H165V224H164ZM27 227V226H26ZM89 227V226H88ZM96 227V226H95ZM99 227V226H98ZM115 227V226H114ZM136 227H137V225H136ZM152 227V226H151ZM166 227H168V226H166ZM181 227H183V226H181ZM185 227H187V226H185ZM97 228V227H96ZM100 228V227H99ZM118 228V227H117ZM149 228H150V226H149ZM148 228V229H149ZM155 228V227H154ZM153 228V229H154ZM179 228V227H178ZM223 228V227H222ZM225 228V227H224ZM230 228V227H229ZM80 229V228H79ZM101 229V228H100ZM138 229V228H137ZM163 229H164V227H163ZM182 229V228H181ZM185 229V228H184ZM220 229V228H219ZM71 230H75V231H72L73 232V234H72V232H71ZM82 230V229H81ZM102 230V229H101ZM118 230H120V227L118 228ZM122 230H123V228H122ZM172 230V229H171ZM183 230V229H182ZM215 230V229H214ZM226 230V229H225ZM228 230V229H227ZM49 231V232H48ZM95 231V234H96V230H94ZM94 231H93V233H94ZM98 231V230H97ZM112 231V230H111ZM114 231V230H113ZM158 231V230H157ZM196 231V230H195ZM81 232V231H80ZM100 232V231H99ZM130 232V231H129ZM128 232V233H129ZM139 232V231H138ZM143 232V231H142ZM165 232V231H164ZM168 232V231H167ZM166 232V233H167ZM206 232V231H205ZM224 232V231H223ZM29 233V232H28ZM98 233V232H97ZM101 233V232H100ZM117 233V232H116ZM115 233V234H116ZM119 233V232H118ZM128 233H126V234H128ZM147 233V232H146ZM181 233V232H180ZM203 233V232H202ZM209 233H211V232H209ZM86 234V233H85ZM90 234V233H89ZM140 234V233H139ZM153 234V233H152ZM159 234V233H158ZM157 234V235H158ZM191 234V233H190ZM194 234V233H193ZM1 235V234H0ZM96 235H98V234H96ZM101 235V234H100ZM103 235L105 236V234H104V232H103ZM102 235V236H103ZM114 235V234H113ZM119 235V234H118ZM142 235V234H141ZM166 235V234H165ZM200 235V234H199ZM14 236V235H13ZM25 236V235H24ZM109 236H110V234H109ZM121 236V239H122V235H120ZM138 236V235H137ZM168 236V235H167ZM206 236H207V234H206ZM211 236V235H210ZM2 237V236H1ZM76 237V238H75ZM130 237V236H129ZM142 237V236H141ZM178 237V236H177ZM194 237V236H193ZM200 237V236H199ZM19 238V237H18ZM79 238V237H78ZM95 238V237H94ZM93 238V239H94ZM106 238V237H105ZM113 238H114V236H113ZM124 238V237H123ZM139 238V237H138ZM150 238H151V236H150ZM153 238H154V236H153ZM200 238H202V237H200ZM81 239V238H80ZM99 239V238H98ZM97 239V240H98ZM102 239H103V237H102ZM109 239H111V238H109ZM115 239V238H114ZM118 239V238H117ZM116 239V240H117ZM135 239V238H134ZM176 239V238H175ZM180 239V238H179ZM96 239H95V241H97ZM144 240V239H143ZM148 240V239H147ZM146 240V241H147ZM152 240V239H151ZM155 240V239H154ZM157 240H158V238H157ZM162 240V239H161ZM178 240V239H177ZM29 241V240H28ZM84 241V240H83ZM83 241H81V242H83ZM94 241V240H93ZM92 241V242H93ZM103 242H104V240H102ZM112 241V240H111ZM136 241V240H135ZM140 241H142V239L140 240ZM160 241V240H159ZM187 240H185V242H186ZM16 242V241H15ZM26 242V241H25ZM36 242H37V244H36ZM76 242V243H75ZM98 242H100V239L98 240ZM107 242V241H106ZM115 242V241H114ZM117 242H118V240H117ZM117 242H116V244H117ZM149 242H151V241H149ZM171 242V241H170ZM181 242H182V240H181ZM101 243V242H100ZM108 243V242H107ZM158 243V242H157ZM179 243V242H178ZM197 243V242H196ZM208 242H206V244H207ZM210 243V242H209ZM220 243V242H219ZM82 244V243H81ZM80 244V245H81ZM94 244H96L95 242H94ZM104 244H106V243H104ZM159 244H161L160 242L157 244V245H159ZM164 244H166L165 242H164ZM211 244V243H210ZM217 244V243H216ZM19 245V244H18ZM28 245V244H27ZM78 246H79V243L77 244ZM83 245V244H82ZM97 245V244H96ZM96 245H94V247H96ZM101 246L103 245V244H100ZM99 245V247H101ZM123 245V244H122ZM139 245V244H138ZM155 245V244H154ZM157 245H155V246H157ZM178 245V244H177ZM190 245V244H189ZM196 245V244H195ZM199 245V244H198ZM220 245V244H219ZM13 246H15V245H12V247ZM25 246V245H24ZM85 246V245H84ZM83 246V247H84ZM88 246V245H87ZM86 246V247H87ZM105 246V245H104ZM109 246V245H108ZM153 246V245H152ZM155 246H153V247H155ZM193 246V245H192ZM197 246V245H196ZM207 246V245H206ZM217 246V245H216ZM92 248H93V244H92V246H91ZM90 246H89V249L91 248ZM141 247V249L144 247H142V246H140ZM164 247V246H163ZM177 247V246H176ZM190 247V246H189ZM203 247V246H202ZM210 247H214V246H210ZM77 247H75V249H76ZM104 248V247H103ZM162 248V247H161ZM183 248V247H182ZM187 248V250H188V247H186ZM197 248V247H196ZM201 248V247H200ZM217 248H219V246L217 247ZM13 249V248H12ZM21 249V248H20ZM81 249L83 250V248H82V246H81ZM85 249V248H84ZM88 248L86 249V250H89ZM94 249V248H93ZM141 249H140V251H141ZM203 249V248H202ZM212 249V248H211ZM252 250H247V252L248 251H257V250H253V248H251ZM22 250V249H21ZM24 250H26V249H24ZM79 250H80V247H79ZM82 250H80V252H82ZM91 250V249H90ZM90 250H89V252H90ZM100 250V249H99ZM103 250V249H102ZM144 250V249H143ZM142 250V251H143ZM154 250V249H153ZM166 250V249H165ZM190 250V249H189ZM192 250V249H191ZM213 250V249H212ZM14 251V253L13 254H16V252H15V250H13ZM20 251V250H19ZM77 251V250H76ZM133 251V250H132ZM156 250H154V252H155ZM167 251V250H166ZM171 251V250H170ZM169 251V252H170ZM211 251V250H210ZM215 251V250H214ZM88 252V251H87ZM89 252H88V254H89ZM96 252V251H95ZM98 252V251H97ZM100 252V251H99ZM102 252V251H101ZM117 252V251H116ZM144 252V251H143ZM147 252V251H146ZM150 252V251H149ZM173 252V251H172ZM187 252V251H186ZM189 252V251H188ZM192 252V251H191ZM207 252V251H206ZM216 252V251H215ZM240 252H241V250H240ZM240 252H239V254H240ZM17 253H18V249H17ZM21 253V252H20ZM93 253V252H92ZM128 253V252H127ZM139 253H141V252H139ZM156 253V252H155ZM158 253H160V252H158ZM181 253V252H180ZM203 253V252H202ZM214 253V252H213ZM242 253V252H241ZM19 254V253H18ZM26 254H27V251H26ZM91 254V253H90ZM105 254V253H104ZM117 254V253H116ZM174 254V253H173ZM187 254V253H186ZM218 254V253H217ZM20 255V254H19ZM25 255V254H24ZM29 255V254H28ZM97 255H100V253L99 254H97ZM97 255H96V257H97ZM102 255V254H101ZM100 255V256H101ZM118 255H120V254H118ZM126 255V254H125ZM128 255V254H127ZM131 255H132V253H131ZM140 255V254H139ZM142 255V254H141ZM144 255V254H143ZM151 255V254H150ZM154 255V254H153ZM163 255V254H162ZM166 255V254H165ZM175 255V254H174ZM16 257H18L17 255H15ZM21 256V255H20ZM23 256V255H22ZM104 256V255H103ZM161 256V255H160ZM186 256V255H185ZM185 256H184V258H185ZM210 256V255H209ZM87 257V256H86ZM102 257V256H101ZM158 257V256H157ZM170 257V256H169ZM218 257V256H217ZM8 258V257H7ZM11 258H12V255H11ZM88 258H89V256H88ZM87 258V259H88ZM128 258V257H127ZM135 258H136V256H135ZM134 258V259H135ZM139 258V257H138ZM150 258H151V256H150ZM153 258H155V257H153ZM177 258V257H176ZM188 258V257H187ZM203 258H205V257H203ZM9 259V258H8ZM15 259H17V258H15ZM18 259H19V257H18ZM76 259H78V258H76ZM83 259V258H82ZM94 259V258H93ZM92 259V260H93ZM97 259V258H96ZM99 259V258H98ZM143 259V258H142ZM159 259V258H158ZM12 259H10L9 261H11ZM14 260V259H13ZM79 260V259H78ZM123 260H124V258H123ZM130 260H132L131 258H130ZM154 260V259H153ZM164 260V259H163ZM166 260V259H165ZM2 261V260H1ZM15 261H17V260H15ZM14 261V262H15ZM21 259L17 262L18 264H20L21 262ZM95 261V260H94ZM134 261V260H133ZM137 261V260H136ZM147 261V260H146ZM155 261V260H154ZM37 262V263H36ZM92 262V261H91ZM97 262V261H96ZM101 262V261H100ZM99 262V263H100ZM141 262H142V260H141ZM157 262V261H156ZM158 262H160V261H158ZM166 262V261H165ZM1 263V262H0ZM8 263H10V264H12L11 262H8ZM76 263V262H75ZM87 263H89L88 261H87ZM137 263H139V262H137ZM162 263V262H161ZM163 263H164V261H163ZM16 264V263H15ZM79 264H83V263H79ZM93 264V263H92ZM132 264V263H131ZM143 264H146V262L145 263H143ZM153 264V263H152ZM157 264V263H156ZM159 264V263H158ZM166 264V263H165Z\"/></svg>",
	"mask_w": 264,
	"mask_h": 264
}]
</instances>
